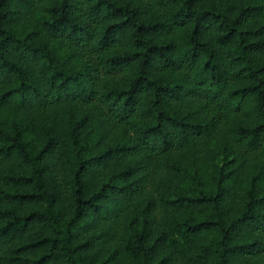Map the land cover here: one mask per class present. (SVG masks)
<instances>
[{
	"label": "trees",
	"instance_id": "obj_1",
	"mask_svg": "<svg viewBox=\"0 0 264 264\" xmlns=\"http://www.w3.org/2000/svg\"><path fill=\"white\" fill-rule=\"evenodd\" d=\"M0 264H264V0H0Z\"/></svg>",
	"mask_w": 264,
	"mask_h": 264
}]
</instances>
